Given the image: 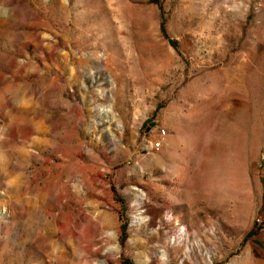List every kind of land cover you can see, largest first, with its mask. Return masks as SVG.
Instances as JSON below:
<instances>
[{
	"label": "rangeland",
	"instance_id": "1",
	"mask_svg": "<svg viewBox=\"0 0 264 264\" xmlns=\"http://www.w3.org/2000/svg\"><path fill=\"white\" fill-rule=\"evenodd\" d=\"M263 149L264 0H0V264H264Z\"/></svg>",
	"mask_w": 264,
	"mask_h": 264
},
{
	"label": "built area",
	"instance_id": "2",
	"mask_svg": "<svg viewBox=\"0 0 264 264\" xmlns=\"http://www.w3.org/2000/svg\"><path fill=\"white\" fill-rule=\"evenodd\" d=\"M166 133V130L165 129H162V134H165ZM152 145H159V147H160V141H156L154 144H152ZM261 160L264 162V149H263V151H262V153H261Z\"/></svg>",
	"mask_w": 264,
	"mask_h": 264
},
{
	"label": "bare ground",
	"instance_id": "3",
	"mask_svg": "<svg viewBox=\"0 0 264 264\" xmlns=\"http://www.w3.org/2000/svg\"><path fill=\"white\" fill-rule=\"evenodd\" d=\"M183 235L186 236V233H184Z\"/></svg>",
	"mask_w": 264,
	"mask_h": 264
}]
</instances>
